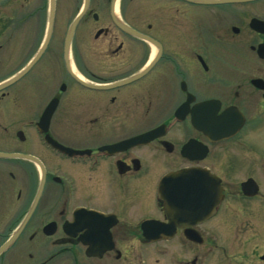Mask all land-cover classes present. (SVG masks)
I'll list each match as a JSON object with an SVG mask.
<instances>
[{"label": "flooded vegetation", "instance_id": "obj_1", "mask_svg": "<svg viewBox=\"0 0 264 264\" xmlns=\"http://www.w3.org/2000/svg\"><path fill=\"white\" fill-rule=\"evenodd\" d=\"M155 94L173 102L169 119L136 129ZM223 119L241 125L231 138H218ZM262 129L264 0H0V154L27 158H0V249L19 231L0 264H209L225 246L204 244L199 229L228 197L261 191L250 177L229 191L207 164L252 152ZM173 132L179 142L167 140ZM84 135L97 142L80 145ZM141 151L179 163L156 176L148 204L144 192L129 197L152 172L127 159ZM182 169L219 182L215 214L192 228L197 241L175 225L176 198L158 197L161 179ZM80 182L96 191L86 200L74 198ZM176 245L202 251L176 261Z\"/></svg>", "mask_w": 264, "mask_h": 264}, {"label": "rangeland", "instance_id": "obj_2", "mask_svg": "<svg viewBox=\"0 0 264 264\" xmlns=\"http://www.w3.org/2000/svg\"><path fill=\"white\" fill-rule=\"evenodd\" d=\"M8 69L11 70L12 68L8 67ZM7 72L6 70L5 73ZM158 98L156 94L155 97L149 95L150 103L147 105L150 109L148 112L139 115L140 119L144 122L141 120L137 121L135 123L136 129L146 127L147 125L149 126L148 129H152L169 119V112H171V107L169 108V106H171L170 104L173 105V102L171 100L169 102L165 100L160 101ZM116 128L115 133L111 130L107 132L108 134H103L102 138H104V141H106L105 139H112L109 141H113L116 137L120 136L121 133L118 134ZM89 136L93 137L95 135L90 134ZM253 138L256 140L255 143L252 142ZM167 140L179 142L180 137L173 132ZM248 141L254 145L252 152L247 153L238 150L231 154H216L212 158L214 160L210 161V164L208 163L207 166L215 170H221L223 186L229 189V191H236L239 188V184L250 177L256 182L259 190L264 195V130L262 129L256 133ZM96 142L93 139H87L86 135H84L78 143L80 145H91ZM102 143L107 142H99V144ZM127 159H139L140 162H143L152 171L149 173L148 178L143 179L140 185H137V188H132L129 194V197L133 200V197H137L136 194L133 196V193L139 192L141 198L144 192L146 194L144 203L146 204L151 203V189L156 176L160 172L179 165L177 160L175 161L172 158L155 159L147 151L130 155ZM151 175L153 176L151 177ZM91 192L96 191L89 189L86 183L80 182L77 184L74 198L76 200H86L88 195H92ZM199 233L205 238L204 244L216 241L220 245L225 246L226 253H215L209 264H252V262L254 264H262L260 258L264 257V199L244 201L237 195L228 197L218 218L204 228L199 229ZM200 249V247L192 245H186L184 248L176 245V261L181 260L185 262L186 260H191L200 255L198 254L202 251ZM9 257L11 259L15 258L12 253H9ZM176 264L179 263L176 262Z\"/></svg>", "mask_w": 264, "mask_h": 264}, {"label": "water", "instance_id": "obj_3", "mask_svg": "<svg viewBox=\"0 0 264 264\" xmlns=\"http://www.w3.org/2000/svg\"><path fill=\"white\" fill-rule=\"evenodd\" d=\"M236 1V0H234ZM87 2V0H86ZM86 8V7H85ZM79 19V18H78ZM75 23L72 25V29H74ZM70 29V32L72 31ZM31 66V65H30ZM30 66L23 71L20 75L16 78L12 79L10 83H13L17 80L21 75H23ZM7 86V85H5ZM203 133H206L205 130H201ZM148 137V136H145ZM189 146L184 147L183 151H186ZM19 157V155H6L0 154V158H14ZM176 176V217L179 218L182 222H187L190 220L195 221L196 218H203L202 215L206 214L211 207L217 202L218 195L220 193V189L218 188L219 182L215 180L212 176H210L205 171L199 170H182L176 172L175 174H170L164 179V184H161V198L162 199H171L174 198V180ZM204 183H208L207 187L205 188ZM212 186V187H211ZM245 186H249L248 184H243L242 188ZM195 188L194 195L192 196L190 189ZM36 201L34 202V204ZM33 204V206H34ZM32 206V207H33ZM168 208V212L170 211V206L165 205ZM197 209V211H195ZM193 224V223H192ZM19 231L14 234V236L0 249V253L5 250L16 238Z\"/></svg>", "mask_w": 264, "mask_h": 264}, {"label": "bare ground", "instance_id": "obj_4", "mask_svg": "<svg viewBox=\"0 0 264 264\" xmlns=\"http://www.w3.org/2000/svg\"><path fill=\"white\" fill-rule=\"evenodd\" d=\"M225 202H226V200L222 203L221 208L223 207V205H224ZM36 204H37V203L34 204V207L36 206ZM221 208H220V209H221ZM220 211H221V210H219L218 214L220 213ZM218 214L215 216V219H216V217L218 216Z\"/></svg>", "mask_w": 264, "mask_h": 264}]
</instances>
